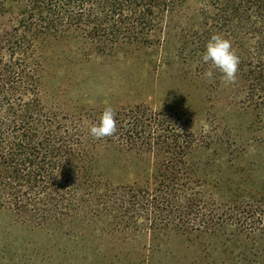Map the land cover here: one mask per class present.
<instances>
[{"label":"trees","instance_id":"trees-1","mask_svg":"<svg viewBox=\"0 0 264 264\" xmlns=\"http://www.w3.org/2000/svg\"><path fill=\"white\" fill-rule=\"evenodd\" d=\"M186 1L0 0V214L9 213L32 230H47L60 242L74 233L72 228L81 235L87 231L75 224L78 219L103 220L99 235L91 233L89 264H96V257L118 263L124 249L114 252L120 244L136 248L127 235L135 217L146 220L137 228L147 233H195L200 241L192 246L202 251L189 264H264V198L256 204L226 199L220 182L235 184L234 189L241 182L216 177L211 183L191 166L188 156L205 142L187 120L141 104L113 108L116 133L95 139L89 128L103 110L69 114L43 100L45 64L73 31L99 54L110 55L122 45L164 46L170 40L166 28L175 26L168 22L183 15ZM196 1L203 5L198 27L188 20L180 28L184 58L199 59L201 71H218L201 56L211 36L222 34L249 83L248 106L264 108V0ZM103 147L152 159L158 170L154 181L141 183L138 176L128 184L111 177L112 167H119L112 158L113 166L101 170L95 153ZM148 245L144 249H152Z\"/></svg>","mask_w":264,"mask_h":264},{"label":"rangeland","instance_id":"rangeland-1","mask_svg":"<svg viewBox=\"0 0 264 264\" xmlns=\"http://www.w3.org/2000/svg\"><path fill=\"white\" fill-rule=\"evenodd\" d=\"M202 7L200 1L185 2L183 15L168 20V25L175 26L166 28L164 36L170 40L164 46L122 45L113 49L110 55L99 54L81 32L73 31L69 43L53 48L52 56L45 64L43 100L49 107L69 114L81 110L101 111L106 106L117 109L138 104L158 113H177L205 142V147L195 149L188 156L191 166H197L203 178L211 183L216 177H232L241 182L240 188L236 189L233 188L235 184L228 183L223 187L220 182L219 190L226 199L236 196L246 203L254 201L256 204L264 198L261 196L264 194V108L254 110L253 106H248L249 83L239 68L235 82L227 83L219 70L204 68L201 71L199 59L184 58L179 37L181 24L190 20L197 26ZM7 24L6 19L4 26ZM208 71L212 72L211 77L204 75ZM95 155L103 171L107 165L112 167L109 160L116 158L119 168L112 167L111 177L128 184L138 176L142 177L141 183L145 180L153 182L158 171L152 159H138L125 151L103 147ZM14 219L9 213L0 214V264H89L94 258L89 245L106 227L103 220L87 222L88 219H78L75 224L85 226L87 231L81 235L72 228L74 233L60 242L51 232L32 230ZM133 222L134 228L127 231V235L136 248L117 246L114 254L123 249L124 252L114 264L136 262L146 256L148 261L141 264H189L201 254L202 248L192 246L193 242L200 241L195 233H147L137 228L146 222L143 217H135ZM91 233L95 235L92 237ZM124 236L116 234V239L124 240ZM6 243H9L7 250L4 249ZM146 244L148 247L151 244L152 249H144ZM128 251L132 252L126 260ZM237 256L235 253L232 258ZM249 259L255 260L253 257ZM96 264L109 263L103 257H96Z\"/></svg>","mask_w":264,"mask_h":264},{"label":"clouds","instance_id":"clouds-1","mask_svg":"<svg viewBox=\"0 0 264 264\" xmlns=\"http://www.w3.org/2000/svg\"><path fill=\"white\" fill-rule=\"evenodd\" d=\"M201 59L204 63L210 64L213 68L218 69L225 82H235L239 66V57L233 50L230 40L222 34H214L211 36L202 53ZM204 75L211 77L212 72H205ZM116 131L115 111L111 106H106L98 121L90 126L89 135L95 139H103L113 136Z\"/></svg>","mask_w":264,"mask_h":264}]
</instances>
